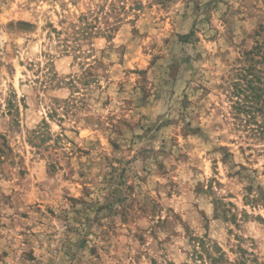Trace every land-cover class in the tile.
I'll return each mask as SVG.
<instances>
[{"label":"rangeland","instance_id":"1","mask_svg":"<svg viewBox=\"0 0 264 264\" xmlns=\"http://www.w3.org/2000/svg\"><path fill=\"white\" fill-rule=\"evenodd\" d=\"M257 42L264 0H0V264H264Z\"/></svg>","mask_w":264,"mask_h":264},{"label":"trees","instance_id":"2","mask_svg":"<svg viewBox=\"0 0 264 264\" xmlns=\"http://www.w3.org/2000/svg\"><path fill=\"white\" fill-rule=\"evenodd\" d=\"M222 92L233 131L246 141L264 142V49L258 42L241 52L237 67L223 80Z\"/></svg>","mask_w":264,"mask_h":264}]
</instances>
